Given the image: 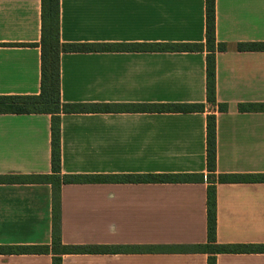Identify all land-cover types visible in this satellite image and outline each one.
<instances>
[{"label":"crops","instance_id":"0c3cea01","mask_svg":"<svg viewBox=\"0 0 264 264\" xmlns=\"http://www.w3.org/2000/svg\"><path fill=\"white\" fill-rule=\"evenodd\" d=\"M61 42L108 45L63 53L69 104H205L204 113L63 115L64 175L205 174L207 118L217 116V175L264 174V0H216L217 102H207L206 0H60ZM42 0H0V96L41 93ZM164 46L159 49L157 46ZM51 116L0 115V177L52 173ZM217 238L264 244V183L217 184ZM208 183L66 184L64 245L206 244ZM52 186L0 183V246L52 243ZM0 264H53L52 255H0ZM63 264H208L205 254L67 255ZM218 264H264V254H221Z\"/></svg>","mask_w":264,"mask_h":264},{"label":"trees","instance_id":"16d2710c","mask_svg":"<svg viewBox=\"0 0 264 264\" xmlns=\"http://www.w3.org/2000/svg\"><path fill=\"white\" fill-rule=\"evenodd\" d=\"M60 0H42L41 93L33 96H0V115H49L51 116L52 173L50 175L0 177V183L46 184L52 186L53 231L48 246H0V255H52L53 264H63L67 255H118V254H205L208 264H218L221 254H264V244L223 245L217 238V184L264 183V174L217 175V116L207 118V166L205 174H146V175H64L62 172L61 121L63 115L87 113H204L205 104H69L61 97V56L63 53L88 52L109 49L108 45H68L61 42ZM206 38L204 47L198 44L165 46L180 52H200L205 48L207 71V102L220 113L229 110L227 104L217 102L216 53L226 46L216 40V0H206ZM162 49L164 46H157ZM240 51L264 50V44H240ZM241 113L264 111V104H241ZM208 183L207 217L208 239L206 244L154 247V246H97L64 245L61 228V189L66 184H167Z\"/></svg>","mask_w":264,"mask_h":264}]
</instances>
